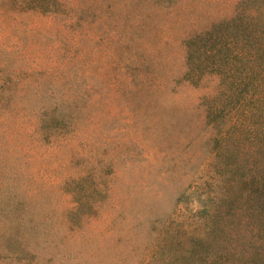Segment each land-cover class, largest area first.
Here are the masks:
<instances>
[{
  "label": "rangeland",
  "instance_id": "374dc122",
  "mask_svg": "<svg viewBox=\"0 0 264 264\" xmlns=\"http://www.w3.org/2000/svg\"><path fill=\"white\" fill-rule=\"evenodd\" d=\"M239 1L0 0V69L76 74L81 93L60 135L0 120V264H264V232L219 202L243 146L205 117L219 79H182L184 40ZM12 172L20 202L3 207Z\"/></svg>",
  "mask_w": 264,
  "mask_h": 264
},
{
  "label": "trees",
  "instance_id": "16d2710c",
  "mask_svg": "<svg viewBox=\"0 0 264 264\" xmlns=\"http://www.w3.org/2000/svg\"><path fill=\"white\" fill-rule=\"evenodd\" d=\"M22 1L32 9L55 12L50 7L53 0ZM183 44L184 81L196 84L205 75L219 79L215 93L206 97L205 113L208 120L213 118L219 126V145L223 142L226 150L240 137L243 143L240 157L235 158L242 161L240 169L234 163L220 166L223 185L219 190L223 195L219 202L231 197L240 206L239 212L235 206L229 207L226 222L228 217L229 222L234 216L239 217L242 211L245 217H240L238 224L248 225L249 218L252 219L258 235L264 232V0H240L233 16L186 38ZM73 75L57 69H47V73L0 69V120H14L19 123L20 132L40 137L72 129L75 119L65 108L71 103L75 107L81 98L77 79L74 85L70 83ZM15 178L16 173L12 172L3 184V207L14 199L20 202L10 183ZM237 185V196L229 195ZM228 237L235 242L239 239L236 233H228ZM256 240L262 249L264 238Z\"/></svg>",
  "mask_w": 264,
  "mask_h": 264
}]
</instances>
